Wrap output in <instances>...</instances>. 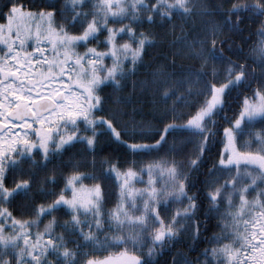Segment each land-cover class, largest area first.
<instances>
[{"label":"snow or ice","instance_id":"obj_1","mask_svg":"<svg viewBox=\"0 0 264 264\" xmlns=\"http://www.w3.org/2000/svg\"><path fill=\"white\" fill-rule=\"evenodd\" d=\"M220 8L208 0H0V264H264V127L251 131L264 125V19L254 67L227 35L246 17L264 18V0ZM177 16L184 23L173 24ZM157 19L171 25V50L145 79L129 81L154 43L136 26ZM146 92L158 126L129 119L127 137L121 120L132 96ZM108 102L112 110L98 115ZM102 129L133 152L157 155L138 171L100 161L118 182L107 213L99 178L85 185L76 166L65 175L56 163L81 144L95 164ZM213 146L205 218L215 214L219 232L192 260L179 246L200 240L203 202L190 194L189 177ZM143 174L145 186L135 187Z\"/></svg>","mask_w":264,"mask_h":264},{"label":"trees","instance_id":"obj_2","mask_svg":"<svg viewBox=\"0 0 264 264\" xmlns=\"http://www.w3.org/2000/svg\"><path fill=\"white\" fill-rule=\"evenodd\" d=\"M26 2H33V0H26ZM35 3H40V0H34ZM209 4L212 6L220 5V11L229 7V0H208ZM260 19L264 18H256L255 16L246 17L244 19V23L240 25V30L235 33H227L228 37H230V42L233 44V51L238 52L241 56L248 57V63L250 66L254 67L252 63V56L250 55L251 49L255 44L259 41L260 37L257 34L258 28L260 25ZM195 23L197 25L200 24V18H194ZM0 22H3L0 19ZM175 25H180L184 23L178 16L173 18L172 21ZM189 23H192L190 20ZM137 31H144L146 33H151L154 39V43L152 46L146 48V53L143 56L142 62H139L136 66V71L134 75L129 77V81L131 80H143L145 79L149 73L151 72V66H155L156 64L162 62L164 60V56L171 50L170 41L172 40L171 36V25L165 24L159 19H157L154 24H137ZM167 34V35H166ZM177 34H179V30L177 29ZM102 39V38H101ZM227 55V53H226ZM235 55L232 56V59H236ZM257 75L259 73L257 72ZM130 92V84L129 88L125 90V92L121 93V95H128ZM112 90L108 88L105 90L103 95H111ZM237 92H232L231 97L228 101V107L225 109L228 116H231L233 111L237 110ZM138 99V103L135 102ZM153 95L151 92H146L138 95L132 96L133 103L129 105L127 112L128 115H125L121 120V128L123 129L125 135L127 137H132L133 132L130 128L125 127V123L129 121V119H134L137 123L142 121H151L154 125H157L158 113L153 111ZM114 105L111 102H108L104 106L103 112H98V115H104L106 112H110ZM133 109L135 112L133 113ZM188 109H178V112L187 111ZM224 116L222 112L218 121L221 120ZM264 127L257 123L254 128L251 130L253 132H258L260 129ZM103 135L100 136L96 148H95V164H93V155L85 150V146L81 144H77L75 147L69 149L66 153L63 154L62 157L57 158L56 163L59 166L60 170L66 175L70 172L73 166H76L78 170L85 175V179L83 183L86 185H92L97 182V180L92 179V177L99 178V182L102 185V189L104 192V202H103V211L107 213L109 210L113 209L118 198V182L115 179L114 175H105L101 170L100 161L102 159H110L115 162L118 167L121 169H126L128 167H133L135 170H139L149 161L156 159L157 155L155 153H146V152H133L130 149H127L125 146L121 145L119 142L115 141L114 138L110 137L109 134L104 131ZM153 135L152 132L146 131L145 136L151 137ZM175 137L178 142L183 141L180 144V147L184 149V151H191L193 144L187 143L186 135L175 134ZM173 139L172 136L169 137V141L171 142ZM247 130L245 136L241 139L240 143H244L245 140H248ZM148 142H151L148 140ZM255 147V145H253ZM219 149L215 146L211 148V153L206 154V166H201L198 172H192L189 177V185H194V187H190V194L195 193L198 196V199L202 201V206L197 213V217L201 224V236L200 240L193 243L191 241H187L185 244L179 246L180 251L187 254L189 259L195 260V258L203 251V249L208 246L207 239L211 237L214 233L219 232V228H217L218 217L215 214H208L207 219L205 218V210L207 208V199H206V191L204 181L206 179L205 173L207 172V167H210L209 161L211 159H218L217 153ZM163 155V152L160 153ZM184 152H180L176 159L182 161ZM51 167V165L49 166ZM43 173H40V177H43ZM226 175V173L224 174ZM145 176V174H144ZM63 186L62 184L60 185ZM39 195V194H37ZM61 220L66 219V217L61 216ZM191 245V248H189ZM71 246V245H70ZM106 253L100 249L96 251L95 255L103 257ZM202 260L203 257L201 256Z\"/></svg>","mask_w":264,"mask_h":264},{"label":"rangeland","instance_id":"obj_3","mask_svg":"<svg viewBox=\"0 0 264 264\" xmlns=\"http://www.w3.org/2000/svg\"><path fill=\"white\" fill-rule=\"evenodd\" d=\"M108 63H110V61H108ZM146 181H147V175L145 174V176H144V174H143V182H140L139 180H137V181H134V185L137 188H142L145 186ZM88 186H90V185H88Z\"/></svg>","mask_w":264,"mask_h":264}]
</instances>
